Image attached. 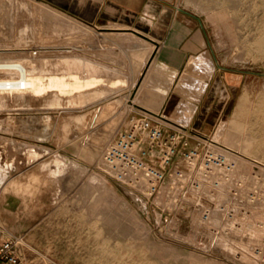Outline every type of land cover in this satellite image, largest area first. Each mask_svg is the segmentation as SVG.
Instances as JSON below:
<instances>
[{"label": "rangeland", "instance_id": "374dc122", "mask_svg": "<svg viewBox=\"0 0 264 264\" xmlns=\"http://www.w3.org/2000/svg\"><path fill=\"white\" fill-rule=\"evenodd\" d=\"M32 1L36 9L46 5L66 21L73 22L60 21L59 25V21L42 16L38 25L30 10H14L15 6L0 1V60L32 58L34 62L47 59L52 63L59 58L81 59L101 65L102 73L100 69L93 72L104 80L101 86H96L101 90L98 91L100 94L84 102H71L77 97L75 94L63 95L62 101L56 103L52 92L38 95L31 101H28L30 93H23L19 95L21 99L14 95L11 100H5L7 104L1 102L0 163L8 170L0 182V236L19 239L21 251L30 264H264V169L248 162L235 170L232 182L220 184L219 181L215 189L205 185L204 192L198 195L204 207L210 206L206 219L202 210L190 203V199L196 200L194 194L184 197L185 194L179 195L177 188L168 205L148 203L146 208H141L134 197L106 173L100 158L116 130L126 125L130 115H136L130 113L125 118V109H135L132 97L137 94V89L141 91L139 79L157 65L154 62L153 68L145 65L140 72L139 62L147 50L143 46L139 54L140 37L130 29L126 30L127 26L122 27L125 30L113 27L115 25L96 29L43 1ZM234 1L173 0L187 14L190 28L196 30L201 44L193 49L186 64L178 70L182 82H173L175 87L169 97L170 104L164 109L167 118H161L173 126L184 125L187 132L214 137L218 129L229 126L240 98L245 97V111L235 125L241 134V144L246 138L254 143L260 135V131H255L264 126L258 118L261 112L256 109L258 98L264 93V61L249 51V42L257 36L254 26L258 18V13L254 14L249 6L251 8L260 0L243 1L245 5L242 0ZM221 13L225 14L224 20L217 18ZM57 23L60 31L55 30ZM80 26L87 27L90 35L83 36L84 31L78 29ZM114 32L134 38L127 41L112 39L110 35ZM151 56L152 53L147 63ZM35 71L41 75L49 72L46 67ZM85 73L81 71L80 74L85 76ZM136 74L139 75L138 83L130 89ZM120 77L123 83L113 90L110 82ZM198 79L211 80L207 89L211 90L210 86L217 82L221 88L216 92V98L211 99L206 116L192 118V102L187 97L188 93H197L192 83ZM103 109L105 112L102 113ZM256 111L258 117H255ZM251 113L253 118H247L252 116ZM81 116L84 121L75 123ZM94 116L99 122L90 126L88 123ZM247 119L253 123L248 124ZM102 134L107 137L101 146V155L84 154L72 144L88 146ZM29 147L30 152L27 151ZM232 147L229 150L236 153L237 148ZM249 150L250 157L260 154L256 148ZM55 154L65 157L68 162L77 161L84 169L73 172L65 165L53 173L57 168L52 162ZM94 174L122 196L125 206L136 213L141 222L139 225L133 227L127 216L111 211L113 208H103L101 204L96 207L93 202L97 199L98 184ZM106 199L104 197L102 202ZM6 201L8 205H4ZM252 210L258 211L260 217L255 219ZM106 214L110 215V220ZM228 246L236 250L234 255L228 251ZM238 250L249 260L240 258Z\"/></svg>", "mask_w": 264, "mask_h": 264}, {"label": "bare ground", "instance_id": "6f19581e", "mask_svg": "<svg viewBox=\"0 0 264 264\" xmlns=\"http://www.w3.org/2000/svg\"><path fill=\"white\" fill-rule=\"evenodd\" d=\"M0 1H4V3L5 2L8 3L9 6H11V7L15 6L13 8L14 10L15 9L16 10H19V9L30 10L29 13L32 15V17H34L33 21L35 22V20H36L35 23H38V25H39V21H41V19H42L41 18L42 16H47V17L49 16L51 19H55V20L59 21V25H60V21L67 22V23H70V22L72 23L73 22V21H70V22L66 21L67 20L66 18H62V16L60 14H58V12H54L55 10L51 11V9L45 7L46 5L45 6L44 5L38 6L39 9H36L35 8L36 6H35V4L33 3L32 0H0ZM214 1H216V0H214ZM223 1L226 2V0H223ZM243 1H246V0H242L241 1L244 4L245 2H243ZM252 8L255 11L254 14H256V12L258 13V18H256L257 19L256 26L253 25L254 27H256L255 30L257 31L256 32L257 36L253 37L251 39L252 41L249 42V46H250V50L249 51L250 52L252 51L257 56V58L259 57V59H262L264 61V0H262V1L260 0V3L259 2L258 3L257 2L253 3L251 8L249 6V9H252ZM254 14L252 12V15H254ZM16 15H19V13L16 12ZM224 15H225L224 13H221V14L218 15L217 18L224 20L225 19ZM59 25L57 23L54 26L55 30L57 29V31H60L61 27ZM56 26H57V28H56ZM78 29H81L82 32L84 31L83 32L84 35L82 34L83 36L90 35V33H91V31L87 27L86 28H82V26H80ZM55 30H53V31H55ZM36 31L37 30H35V32ZM130 31H132V30H130ZM134 33H136V32H134ZM111 34H113V36L110 35L111 37H114V36L118 37V38L120 37L122 40H125V41L134 38L132 35H129V34L127 35V34H122V33H117V32L116 33L114 32V33H111ZM19 38H21V37H19ZM145 41L146 40H144L143 38L142 39L138 38V42H140L141 44L148 45L147 48H149V50L153 49L152 48L153 47L152 44L151 45L147 44V42H145ZM48 47H47V50H48ZM142 50L143 49H141L139 51V54L142 52ZM235 50H237V48ZM150 55H151V51H149L148 53L144 52V54L141 56V59H140V62L142 61V63H143L142 65H145V64L149 65L150 64V63H147V61H149V59H150ZM58 58H59V56H58ZM84 62L85 61H82L81 59H79L77 61H71L69 58H59V59L55 60L52 63H50V61L47 60V59L46 60L43 59V60H39L38 62H34V60L32 58H28V59H20V58H18V59H14V60H11V59L10 60H4V59L0 60V74H1L0 75V104H1V102H4V103L7 104V102H5V100H7V101L11 100V98H13L14 95H17V97H19L21 99V97L19 96L20 94L22 95L23 93H28V94L30 93V97L28 98V101H31V100H34V98L36 96L44 94L46 92H52V95H54L53 96V101H55L56 103L58 101H62V99H63L62 96L63 95L72 96V95H75V94H77V97L75 96V98L70 100L71 102H73V101H78V102L87 101L88 99H91V97L95 96L97 93L100 94L98 91H101V90H99V88H96V86L98 87V85H100L104 79L100 78L99 76L94 75V72H93L94 70H98L99 71V69L101 71V68H100L101 65H98L97 63L94 64L91 61L85 62L87 64H85ZM152 62H151V65L153 64ZM100 64H102V63H100ZM45 67L49 71L45 75L44 74L41 75L40 73L38 74L35 71L38 68H40V70H41V68L43 69ZM55 67L58 68V69H61V71L58 72V69H55V71H54ZM103 68H102V70H105V68L104 69ZM62 71H65V72H62ZM81 71H86V73H85L86 75L85 76L81 75L80 74ZM98 71H97V73H98ZM101 73H102V71H101ZM100 76L102 77V75H100ZM137 76H138V74H136L135 78L131 82L130 89H133L137 85V83H138V82L136 83V80L138 79ZM181 80H182V76H180V73H178V74L175 73V79H174L173 82H176L177 84L178 83L180 84L182 82ZM121 83H123L122 78H115L114 81L110 82L111 85L110 84L109 85L111 87H113V90H114L115 86L120 85ZM130 89L128 91L129 93H130ZM108 91H109V89H108ZM136 92H137V94L135 93V95H133L134 97H132L133 102H138V103L142 102L141 99H140L141 91L139 92V90L137 89ZM132 94H133V92H132ZM258 99H259V101H258V103L256 105L257 108L256 107L255 108L260 110V112H261L260 114L261 115H260V117H258L257 111H256V116H255V114H254V116L258 117L259 121L260 120L263 121V124H264V93H263V96L261 95V98H258ZM245 100H247L245 97L244 98H240V100L238 102L239 104L237 106V109L235 110V112L233 111L234 113L232 115H234V117H232V119H231V121L229 123V126H226V128L224 130L218 129L217 133H215V136L213 137V141L219 142V143H221L222 145H224L226 147L230 146L229 148H231L232 146L237 148L235 150L233 149L236 153L232 152L231 155H233L234 158L237 160L238 167L239 166L242 167V166H244L245 164H247L249 162L250 164L253 163V164L257 165V167L259 166V167H261V169H264V162H263V160H264V126L262 128H260L259 130L255 131V133L256 132L258 133V131H260L259 132L260 135L256 134V135H258V140L257 141H255L253 139L255 142L252 143L253 141L251 142V141H249L250 139L248 140L246 138V139H243L245 141L241 144V139H240V136H239L240 133L237 132L238 125H235L238 122L237 118L239 119L240 118L239 116H241L243 114V112L245 111ZM169 104H170V102L163 103L162 104L163 108H160L159 111L157 112L158 115H160L161 117L167 118L166 115L164 114V109H165V107L169 106ZM176 108H177V106H176ZM252 110H250V111H252ZM101 111H102V113H103V111L105 112L104 109L101 110ZM185 111H186V109H185ZM167 112H168V110H167ZM245 115H246V113H245ZM250 117L253 118V114H252V116H248L247 118H250ZM80 118H81L80 121H76L75 123H81L82 121H84L83 120L84 119L83 116H81ZM172 119H175V118H172ZM252 120L254 121V119H252ZM255 120H257V119L255 118ZM89 122L90 123H88V124H90V126H95L99 121H98L97 117L94 116L93 119H91ZM179 122H181V121H179ZM247 122H248V119H247ZM241 123H242V121H241ZM251 123H253V122H251ZM251 123L248 122V124H251ZM254 123H256V122H254ZM84 124H86V123H84ZM248 124H247V126H248ZM259 124H262V123H259ZM242 127H243V125H242ZM246 128H248V127H246ZM257 128H259V127L257 126ZM246 130H248V129H246ZM246 130H245V132H246ZM86 134H87V132H86ZM96 136H99V135H96ZM100 136L101 137L94 138L95 140L93 139L94 140L93 143L89 144L88 146H85L84 144L82 145L81 143H80L81 144L80 145L79 143H76V142H74L72 144H73V146H75V148L78 151H81L82 153L87 154V155L95 156V155L100 154L101 148H102L101 146L103 145V142L105 141V138L107 137L106 134H102ZM251 138H252V136H251ZM249 148H251V149L252 148L253 149L256 148L257 152H260V154L258 156H255L256 154L254 152H252L255 155L253 157H250L248 155ZM30 149L31 148L29 147L27 149V151L30 152ZM240 150H241V152H240V155H239V154H237V152H239ZM100 160H101V158H100ZM52 162H53L54 166H57V168L52 171L53 173H57L58 172L57 169H61V167L65 166V165L69 166V168L71 170H73V172L74 171L77 172V171H79L81 169H84V167H82V166H80V164L76 163L77 161L76 162H70V161L68 162L65 157H63L61 155L59 156L57 154L53 155ZM238 167H237V171H238ZM7 170L8 169L6 168V166L4 164L1 165V163H0V182L3 181V173L5 174ZM48 172H49V170H48ZM234 172L236 173V171H234ZM94 178H95V180L97 182L96 185L98 184L96 186L97 196L95 197L97 199H95L94 202H93V203H95L96 207H97V205L101 204L103 206V208H105L106 206H107V209L110 208V210H111V208H113L111 211H116V212H119V213L122 212L124 214V216H127L129 218V220L131 221L133 227L136 226V225H139L141 222L138 220L136 213L133 211V209H130L129 207L125 206L124 201H123L124 199L122 198V196L121 195L118 196L117 193L114 192L112 187L106 185L105 182L102 179H99L97 176H95V174H94ZM231 178H232V180H233V178H235L234 173H233V176ZM175 190L176 189L174 188L171 191L173 193H175L176 192ZM104 197H106L108 200L106 199V201L102 202ZM162 197H163V200H162V204L163 205H168L171 202V198L170 197H166L165 194H163ZM190 201H191V199H190ZM111 211H110V213H111ZM113 215L115 216V214H113ZM252 216L255 217V219H256V217L259 218L260 217V213H258V211L252 210ZM106 217H107V219L110 220V215L106 214ZM122 217H123V215H122ZM113 219H114V217H113ZM244 223H245V221H244ZM219 242L222 243L221 240ZM127 243H125V244L127 245ZM224 243H225V241H224ZM133 244H135V243H133ZM133 244H132V246H133ZM228 249H229L228 251H230L231 253H233L234 250H235L234 248H232L230 246H228ZM238 251H239L240 254H238V253H236V254H238L240 258H242L244 260H249V257L246 254L241 253L242 251L240 252V250H238ZM233 255H234V253H233Z\"/></svg>", "mask_w": 264, "mask_h": 264}, {"label": "built area", "instance_id": "2783aa9c", "mask_svg": "<svg viewBox=\"0 0 264 264\" xmlns=\"http://www.w3.org/2000/svg\"><path fill=\"white\" fill-rule=\"evenodd\" d=\"M185 129L148 112L130 115L104 146L100 165L141 208L148 203L162 206V195L171 198V190L177 188L184 197L194 194L196 200L190 203L199 207L206 219L210 206L204 207L198 194L204 192L205 185L215 189L219 181H232L238 162L229 148L213 137ZM0 264H30L15 236L0 240Z\"/></svg>", "mask_w": 264, "mask_h": 264}, {"label": "crops", "instance_id": "0c3cea01", "mask_svg": "<svg viewBox=\"0 0 264 264\" xmlns=\"http://www.w3.org/2000/svg\"><path fill=\"white\" fill-rule=\"evenodd\" d=\"M40 1L96 29L103 26H108L109 28L113 25H115L113 26L115 28L122 29V27L127 26L126 30L130 29L136 32L138 37L146 40L145 42H147V44H152L153 49L149 50L147 45L138 42L139 50L144 46L143 49L147 50V53L151 51V61H153L157 67L152 71H150L151 69L149 68L150 70L148 69L147 73L143 72L145 74L142 76L144 77L142 82V77H139V86L141 88L140 99L142 102H132L135 109L126 108L125 112L127 113L125 114V118H127L130 113L143 114L148 112L158 115L157 112L159 109L163 108L161 105L171 100L169 97L175 87V83H173L175 73H180L178 70L186 64V60L193 52V49L200 47L201 44L196 30L190 28V20L187 14H185V12L183 13V9L175 5L173 0ZM113 27L112 29H115ZM111 38L125 41L120 37L114 36ZM151 61L149 62V66L151 65ZM139 63L141 72L146 64L142 65V61ZM146 66L148 67V64ZM213 73L214 71L211 75H213ZM141 74L142 73L139 75L141 76ZM210 81V79H198L192 83L195 85V91L198 90L197 93L194 92L195 94L193 93V95L188 93L187 97V100L192 102V118L206 116L211 99H215L216 92L220 91L219 88H221V86H219L218 82L215 83L214 86L213 84L210 86L212 87V91L207 89L209 88ZM213 82H215V80ZM210 92L214 95H211ZM4 205H8V202L6 201ZM4 237L5 236H0V240Z\"/></svg>", "mask_w": 264, "mask_h": 264}]
</instances>
